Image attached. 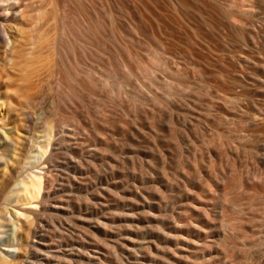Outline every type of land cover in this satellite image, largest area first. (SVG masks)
I'll return each mask as SVG.
<instances>
[{
	"label": "rangeland",
	"instance_id": "1",
	"mask_svg": "<svg viewBox=\"0 0 264 264\" xmlns=\"http://www.w3.org/2000/svg\"><path fill=\"white\" fill-rule=\"evenodd\" d=\"M0 144V264H264V0H0Z\"/></svg>",
	"mask_w": 264,
	"mask_h": 264
},
{
	"label": "bare ground",
	"instance_id": "2",
	"mask_svg": "<svg viewBox=\"0 0 264 264\" xmlns=\"http://www.w3.org/2000/svg\"><path fill=\"white\" fill-rule=\"evenodd\" d=\"M49 140L50 139H46L42 144L40 145L39 144V147H40V151L37 152V153H32V155L29 157L30 160L33 158L35 161L39 162L42 160V158L44 157V155H46L47 153V150H48V147H49ZM1 145V144H0ZM2 152V151H0ZM51 155V154H50ZM14 156V155H12ZM50 157V156H49ZM11 158H14V157H11ZM28 158V157H27ZM29 158L27 160H29ZM48 158V157H47ZM32 159V160H33ZM27 160H23L22 162H24L26 165L27 163H29V161ZM48 160V159H47ZM27 161V163H26ZM44 163V162H43ZM42 161L37 164L38 166L35 167L36 168H40V169H43L41 168V165H43ZM32 165V164H31ZM16 182V185H21L19 187V189L16 191V192H12V191H9V193L6 195L5 199L8 201L10 198H13V200L11 202H16V203H19V202H22V203H25L27 202L28 205H33L34 203H36L41 195V192H42V188H43V180H42V176L41 174L39 173H36V171L34 172V170L31 169V171L27 172L26 175H23L22 179L21 180H15ZM15 185V186H16ZM36 206V204H34ZM1 218H3V213L2 211L0 212V220ZM2 222V220L0 221ZM4 224L3 223H0V228L3 226ZM11 235V232L7 234L8 237H11L9 236ZM3 236V235H2ZM2 237L0 236V239ZM15 238V237H14ZM9 239V238H8ZM6 239V240H8ZM23 238H18V241L21 240ZM24 240V239H23ZM13 241V240H12ZM12 242L11 241H5L4 243H2L3 245L7 246V247H12ZM11 249V248H8V250ZM8 254H9V251H8ZM4 255V259L1 260L2 264H12V261H8V256L10 255ZM12 255V254H11ZM27 262V261H26Z\"/></svg>",
	"mask_w": 264,
	"mask_h": 264
}]
</instances>
